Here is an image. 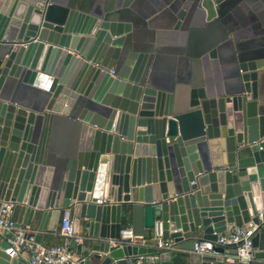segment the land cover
<instances>
[{
    "label": "water",
    "instance_id": "obj_1",
    "mask_svg": "<svg viewBox=\"0 0 264 264\" xmlns=\"http://www.w3.org/2000/svg\"><path fill=\"white\" fill-rule=\"evenodd\" d=\"M194 2L184 0L177 26ZM132 28L122 11L109 19L77 0H0V210L12 204L16 225L42 243L69 208L86 233L71 248L81 264L149 253L159 255L149 264H172V251L111 243L136 203L147 235L162 221L164 238L190 251L258 223L253 245L264 260V50L239 60L232 90L193 87L185 99L149 85L150 53L125 51ZM23 84L40 89L42 105L15 100ZM63 121L75 140L60 151ZM238 245L215 243L189 263L239 264L227 253ZM0 264L28 262L0 249Z\"/></svg>",
    "mask_w": 264,
    "mask_h": 264
},
{
    "label": "crops",
    "instance_id": "obj_2",
    "mask_svg": "<svg viewBox=\"0 0 264 264\" xmlns=\"http://www.w3.org/2000/svg\"><path fill=\"white\" fill-rule=\"evenodd\" d=\"M77 1L84 10L109 19H118L122 11L126 20L133 22L126 37L125 51L149 52V85L171 91L177 97L183 95L188 99L193 87L204 86L219 92L232 90L240 75L239 60L249 53L264 50V0H222L220 3L195 0L179 26L178 12L184 0H134L126 9L122 7L124 0ZM213 48L216 52L211 55ZM15 93V100L19 103L34 108L43 104L40 102L43 101L42 92L36 87L23 84L14 88ZM63 122L54 131L60 151L75 140L72 125ZM53 130L54 124L51 123L50 133ZM133 200L137 202L136 197ZM134 209L123 211V227L130 226L136 234L148 236L142 207L136 203ZM59 227L60 220L56 233L44 235L42 244L61 243L64 238L58 234ZM203 229L199 228L194 235L200 238ZM79 234L86 235L82 225ZM6 246L3 235H0V249ZM235 251L236 247H227L231 256ZM161 252L166 251H159V254ZM193 255L196 253L177 246L172 250V264H191L189 259ZM20 257L28 262L29 254L24 251Z\"/></svg>",
    "mask_w": 264,
    "mask_h": 264
},
{
    "label": "built area",
    "instance_id": "obj_3",
    "mask_svg": "<svg viewBox=\"0 0 264 264\" xmlns=\"http://www.w3.org/2000/svg\"><path fill=\"white\" fill-rule=\"evenodd\" d=\"M98 203H106V199H98ZM154 204L157 201H153ZM145 205L143 204V207ZM260 221H264L263 212L259 211ZM13 205L8 204L0 210V235H3L7 246L5 251L11 258H19L27 251L29 264H81L82 258L72 252L71 248L82 242L83 236L76 233L74 220L69 208L64 209L60 217L58 234L64 240L59 244L44 245L35 241L34 237H27V229L19 227L12 218ZM259 229L258 223H248L243 226H230L228 235H219L217 242L199 239L195 241L192 251L198 255L209 254L213 251L215 243L225 245L230 243L236 246L232 259L239 264H255L264 260L256 257V248L253 237ZM114 246L137 245L157 248L159 251H172L177 248V243L172 238H164L162 221H156L150 235L140 236L130 226L123 227L118 239L112 240ZM159 255L139 254L126 256L123 260L128 264H149L155 262Z\"/></svg>",
    "mask_w": 264,
    "mask_h": 264
}]
</instances>
